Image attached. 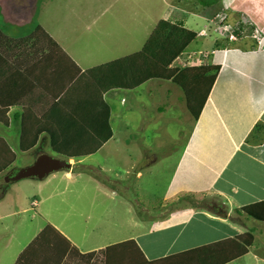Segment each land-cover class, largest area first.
<instances>
[{
    "label": "crops",
    "instance_id": "1",
    "mask_svg": "<svg viewBox=\"0 0 264 264\" xmlns=\"http://www.w3.org/2000/svg\"><path fill=\"white\" fill-rule=\"evenodd\" d=\"M44 1L0 0V88L6 93L7 102L13 103L5 113L7 124H0V132H10L19 142L22 118L28 120L23 140H32L37 132H42L36 146L24 153L32 157V163L41 154L51 155L46 124L59 132L63 140L84 142L86 149L106 139V111L100 102L99 86L93 77L83 74L116 60L69 49L74 41L91 32L90 24L77 26L72 31L67 17L60 14L66 9L55 15L52 1ZM170 8L173 9L172 4ZM181 13L175 21H182L186 27L187 19L182 18L184 12ZM219 13L228 15L232 24L241 21L252 30L251 36L214 49V42L222 39L218 37L211 43L209 54L196 51L198 55L207 54L203 60L191 52L182 60L184 52L172 63L179 72L167 82L180 90L175 93L182 98L190 130L171 168L162 203L150 209L137 195L133 212L120 195L119 203L128 207V225L133 232L121 240L97 246H76L56 225L46 222L13 264H213L227 261L226 264H250L247 261L250 256L256 261L254 264H264V222L240 214L244 207L264 203V136L259 128L264 127V0H217L209 9L187 14L207 23V30L197 33L205 39L212 32L213 16L216 14L219 18ZM156 24H152L150 34ZM225 24L232 29V25ZM35 26L44 30L61 52L41 36L37 46L46 44L42 52L37 49L28 54L11 51V45H15L11 42L26 38L31 32L23 36L22 31ZM65 29L67 34L62 32ZM113 45L108 44V47ZM133 53L136 52L123 57ZM122 91L133 90L102 94V101L109 109L108 126L112 132L106 143L94 154L77 159L54 154L67 160L70 170L52 173L47 180L31 181L43 182L41 186L47 187L58 178L66 180L68 188L64 190L68 192L69 202L71 192L75 193L70 186L74 178L79 180L84 169L93 170L82 165L84 159L107 151L106 148L112 151L122 142V138H114L107 102L112 93ZM119 101L126 103L123 97ZM135 161L139 159L128 160V171L136 169ZM141 177L136 171L135 179ZM57 187L54 194L59 192ZM207 196L215 197L216 201L210 203L201 199ZM262 208L260 212L264 214ZM106 225L107 235L117 237L120 232L117 223L111 225L109 220ZM48 226L71 245L59 239ZM247 234L253 237L252 245L239 257L242 244L237 239ZM122 244L125 245L120 246Z\"/></svg>",
    "mask_w": 264,
    "mask_h": 264
},
{
    "label": "rangeland",
    "instance_id": "2",
    "mask_svg": "<svg viewBox=\"0 0 264 264\" xmlns=\"http://www.w3.org/2000/svg\"><path fill=\"white\" fill-rule=\"evenodd\" d=\"M48 1H52L51 9L55 15H59L61 9H66L60 11V14L67 17L66 22L68 21L67 24L72 31L77 29V26L90 24L91 32H86L84 37L74 41L68 48H76L79 54H95V57L100 55L106 59H120L130 52L140 51L152 30L153 23L161 19L174 22L181 16V12H184L182 18L187 19L188 22L186 29L198 33L208 28L206 22L193 14H187L206 7L201 3L204 0H45L44 2ZM210 1L212 0L204 2L209 4ZM171 4L173 9L170 8ZM91 9L92 11L89 12ZM215 15L210 25L212 30L210 36L205 39L199 38L192 43L181 57L182 60L190 52L196 53L198 50L208 51L209 54L211 43L218 37L222 38L219 34L221 32L219 26L222 24ZM219 16L225 17V23L234 26L228 15L219 13ZM93 21L95 22L92 24ZM32 30L26 28L22 31L23 36ZM67 31L65 29L62 32L67 34ZM248 32L249 29H245L242 34L251 36V32ZM97 36L99 37L96 38ZM112 43L114 45L108 47V44L112 45ZM117 47L121 50H117ZM206 55V53L202 54V60ZM175 90L180 91L169 82L152 80L133 91L115 92L107 98L115 132L114 138H122L123 143L119 142L120 148L119 145L112 151L106 148L104 150L107 151L97 152L92 157L84 159L82 165L93 170L84 169L80 172L82 176L79 180L74 178L70 186H73L75 193L71 192L73 194L69 196V202H67L68 192L64 190L68 188L66 180L58 178L60 181L54 180L44 187L41 186L43 182L31 180L6 183L3 177L8 170L1 174L0 193L4 188L8 191L0 200V264H13L16 256L23 248L25 249L31 238L38 235L46 222L56 225L58 231L76 246L103 245L132 234L133 231L128 225V207L119 203L118 197L123 196L124 203L129 204L133 212L135 211L133 200H136L137 195L139 200L149 205L150 209L160 205L177 153L181 151L180 148L189 134L190 123L182 108V98L175 93ZM120 97L125 99V104H120ZM13 137L8 131L0 132V138L6 140L4 141L15 156L9 171H17L32 164V157L20 152L19 142ZM116 150L118 151L115 152ZM48 152L54 156L51 150ZM136 158L139 159L135 161L136 169L134 168L133 172L128 171L130 166L128 160L134 161ZM152 160L155 162L149 164ZM136 171L142 175L139 180L135 179ZM118 184L120 186H116ZM57 185L59 192L54 194L58 189ZM110 186L118 190L114 191ZM121 187L127 190L123 191ZM204 198L210 203L216 201L213 196L201 199ZM109 220L111 225L116 223L118 225L120 232L117 237H109L106 233L108 229L106 224ZM247 261L250 264L256 262L251 256Z\"/></svg>",
    "mask_w": 264,
    "mask_h": 264
},
{
    "label": "trees",
    "instance_id": "3",
    "mask_svg": "<svg viewBox=\"0 0 264 264\" xmlns=\"http://www.w3.org/2000/svg\"><path fill=\"white\" fill-rule=\"evenodd\" d=\"M204 1L201 3L203 4V6H206L202 7L205 9L217 3V0H212L209 4ZM224 22L226 21L224 20ZM233 25L234 26H232L231 31L236 37L235 41L243 39L242 37L249 35L242 34L243 31H245V29L247 28L244 27L241 21ZM249 32H252V30H249ZM40 36L50 42L53 48L55 47V49L57 48V51L61 52L60 49L56 46V44L47 36V34L42 31L39 26H35L26 38L12 41L11 43H14L15 45H11V51L15 50L16 52L20 51V53L23 52L28 54L30 53V51H33V49H37L41 50L40 52H42L45 49L46 44L37 46ZM199 38L200 37L199 35H197V33L186 29L182 21L170 22L168 20L161 19L157 22L155 28L149 35L148 39L145 41L140 51L128 55L126 57L113 60L100 67L86 71L83 76L90 75L91 77H93L97 82L101 92L100 102L106 111V139L101 142H98L95 147L86 149L84 147V142L63 140L61 139L59 132L48 128L49 126L46 124L44 127H46V134L50 138L49 148L51 152L66 159H77L94 154L97 149H99L104 143H106L112 136V132L110 130V127L108 126L109 109L102 101V94L112 90H134L140 87L141 85L145 84L146 82L152 80L166 82L172 80L179 72V69L177 67H173L172 63L176 59L180 58V56L184 54L186 49L190 47L191 44ZM232 43L233 42L222 38L214 42L213 48H223ZM193 56H197L199 58L201 57L202 59V55H198L197 52ZM1 72L2 69L0 63V74ZM12 105L13 103L7 102V95L6 93L3 94V90H1L0 88V124H7V119H5V113L7 112L8 108ZM25 121L28 122V120L22 118V130L18 145V149L21 153H27L32 150L37 144L38 136L42 134V132H37L33 136L32 140H23V138H26L24 132L28 130L26 129L27 126H25ZM259 128L262 132V136H264V127ZM14 160L15 156L9 148L8 144L2 138H0V175L7 172L6 170H9ZM6 192L7 189L5 188L1 190L0 200ZM262 207H264V203L260 204L259 206H247L241 209L240 214L246 215L247 217L252 218L254 220L264 222V214L260 212V209H263ZM48 229L55 232L59 239L65 241L68 246L71 245V243L67 241L64 237H62L58 232H56L53 227L48 226ZM238 240L242 244L241 252L239 253L240 257L246 254L247 247L252 245L253 237L250 234H247L240 237ZM124 245L125 244H122L120 246ZM108 250L109 249H107V251ZM228 262L229 261L216 262L213 264H226Z\"/></svg>",
    "mask_w": 264,
    "mask_h": 264
},
{
    "label": "water",
    "instance_id": "4",
    "mask_svg": "<svg viewBox=\"0 0 264 264\" xmlns=\"http://www.w3.org/2000/svg\"><path fill=\"white\" fill-rule=\"evenodd\" d=\"M71 164L62 158L48 154H41L27 167L13 171L10 176H5L6 183H16L23 180L43 181L50 174L70 170Z\"/></svg>",
    "mask_w": 264,
    "mask_h": 264
},
{
    "label": "built area",
    "instance_id": "5",
    "mask_svg": "<svg viewBox=\"0 0 264 264\" xmlns=\"http://www.w3.org/2000/svg\"><path fill=\"white\" fill-rule=\"evenodd\" d=\"M218 17H219V19H220V23L222 24L221 26H219V28H220V30H221V32L219 33V34H221L222 35V38H224V39H227L228 41H235L236 40V37L233 35V33H232V31H231V27L230 26H228L227 24H225V22H224V17H221V16H219L218 15ZM223 33L225 34V35H223Z\"/></svg>",
    "mask_w": 264,
    "mask_h": 264
},
{
    "label": "flooded vegetation",
    "instance_id": "6",
    "mask_svg": "<svg viewBox=\"0 0 264 264\" xmlns=\"http://www.w3.org/2000/svg\"><path fill=\"white\" fill-rule=\"evenodd\" d=\"M35 159H36V158H35ZM11 172H13V171H8V173H6L5 176H6V177H7V176H10V173H11ZM5 176L3 177V179L5 178Z\"/></svg>",
    "mask_w": 264,
    "mask_h": 264
}]
</instances>
